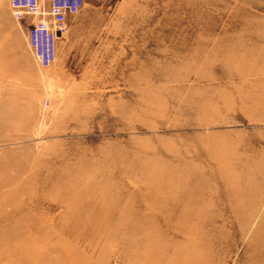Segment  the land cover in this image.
Wrapping results in <instances>:
<instances>
[{
  "label": "rangeland",
  "instance_id": "rangeland-1",
  "mask_svg": "<svg viewBox=\"0 0 264 264\" xmlns=\"http://www.w3.org/2000/svg\"><path fill=\"white\" fill-rule=\"evenodd\" d=\"M20 41L0 264H264V0H86L47 70Z\"/></svg>",
  "mask_w": 264,
  "mask_h": 264
},
{
  "label": "built area",
  "instance_id": "built-area-1",
  "mask_svg": "<svg viewBox=\"0 0 264 264\" xmlns=\"http://www.w3.org/2000/svg\"><path fill=\"white\" fill-rule=\"evenodd\" d=\"M86 0H10L13 17L20 24L37 66L51 68L58 57V41Z\"/></svg>",
  "mask_w": 264,
  "mask_h": 264
},
{
  "label": "crops",
  "instance_id": "crops-1",
  "mask_svg": "<svg viewBox=\"0 0 264 264\" xmlns=\"http://www.w3.org/2000/svg\"><path fill=\"white\" fill-rule=\"evenodd\" d=\"M18 31L21 39L20 50L28 53V44L20 24L13 17L10 0L0 2V78L7 73L18 76Z\"/></svg>",
  "mask_w": 264,
  "mask_h": 264
},
{
  "label": "bare ground",
  "instance_id": "bare-ground-1",
  "mask_svg": "<svg viewBox=\"0 0 264 264\" xmlns=\"http://www.w3.org/2000/svg\"><path fill=\"white\" fill-rule=\"evenodd\" d=\"M47 70V69H46Z\"/></svg>",
  "mask_w": 264,
  "mask_h": 264
}]
</instances>
